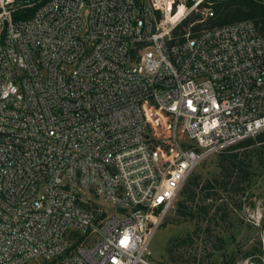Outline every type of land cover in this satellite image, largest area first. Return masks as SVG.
<instances>
[{"label":"built area","instance_id":"2783aa9c","mask_svg":"<svg viewBox=\"0 0 264 264\" xmlns=\"http://www.w3.org/2000/svg\"><path fill=\"white\" fill-rule=\"evenodd\" d=\"M223 1L0 0V264H148L194 172L264 132V36L207 27Z\"/></svg>","mask_w":264,"mask_h":264},{"label":"rangeland","instance_id":"374dc122","mask_svg":"<svg viewBox=\"0 0 264 264\" xmlns=\"http://www.w3.org/2000/svg\"><path fill=\"white\" fill-rule=\"evenodd\" d=\"M235 152L251 165L249 180L238 189L222 188L223 155L208 159L191 176L200 183L194 201L189 202L193 215H181L177 204L152 239L148 264H224L232 258L235 264H264L259 253L264 229V147L256 143ZM207 181L214 185L209 197L203 189ZM184 199L181 195L178 203Z\"/></svg>","mask_w":264,"mask_h":264},{"label":"trees","instance_id":"16d2710c","mask_svg":"<svg viewBox=\"0 0 264 264\" xmlns=\"http://www.w3.org/2000/svg\"><path fill=\"white\" fill-rule=\"evenodd\" d=\"M214 17L207 22V27H219L225 25H231L243 20H252L256 23L260 33L264 36V0H229L219 2L214 7ZM197 17L194 19L196 20ZM193 20V21H194ZM201 26L193 27L192 30L198 31ZM260 143L264 147V132L250 138L238 144L235 147L230 148L226 153L222 154L220 161V168L225 178L220 182L222 188L227 189L229 185H232L234 189H238V186L242 181L246 182L251 177V165L247 163L246 157H243L240 153L235 151L238 149H248L249 147ZM237 180L233 183L227 178ZM216 183H219L216 181ZM200 183L197 178H191L189 183L184 187L182 196L185 198L183 201L178 203V211L181 215H193L189 202L194 201L196 197V191ZM214 185L211 181H207L203 189L208 191L207 196H212L211 190L214 189ZM205 212L208 208H203ZM260 255H264L261 249L259 250ZM236 259L232 258L230 261L224 264H235Z\"/></svg>","mask_w":264,"mask_h":264}]
</instances>
